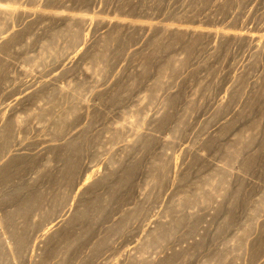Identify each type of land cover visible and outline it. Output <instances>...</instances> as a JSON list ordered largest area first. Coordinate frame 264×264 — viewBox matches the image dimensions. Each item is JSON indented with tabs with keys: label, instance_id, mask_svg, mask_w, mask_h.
<instances>
[{
	"label": "rangeland",
	"instance_id": "374dc122",
	"mask_svg": "<svg viewBox=\"0 0 264 264\" xmlns=\"http://www.w3.org/2000/svg\"><path fill=\"white\" fill-rule=\"evenodd\" d=\"M0 9V264H264V0Z\"/></svg>",
	"mask_w": 264,
	"mask_h": 264
},
{
	"label": "bare ground",
	"instance_id": "6f19581e",
	"mask_svg": "<svg viewBox=\"0 0 264 264\" xmlns=\"http://www.w3.org/2000/svg\"><path fill=\"white\" fill-rule=\"evenodd\" d=\"M8 6H9L8 11H11V13L14 12V7H13L12 5H10V4H9ZM0 10H1V9H0ZM20 10H22V9H20ZM11 13H10V14H11ZM2 16H3V15H2ZM10 16H11V15H10ZM9 22H10V21H9ZM1 23H2V22H1ZM73 25H74V24H73ZM11 26H12V25H11ZM68 28H69V27H68ZM78 28H79V27H78ZM78 28H77V29H78ZM70 29H71V28H70ZM177 29H178V28H177ZM68 30H69V29H68ZM78 30H79V29H78ZM109 30H110V29H109ZM109 30H108V31H109ZM111 30H112V29H111ZM75 31H76V29H75ZM81 32H82V31H81ZM176 32H177V31H176ZM178 32L181 33V30H180V31L178 30ZM193 32H197V31L195 30V31H193ZM11 33H12V32H11ZM78 33H79V32H78ZM82 33H83V32H82ZM82 33H81V34H82ZM244 33H245V32H244ZM75 34H76V33H75ZM194 34H195V33H194ZM244 35H245V34H244ZM9 36H10V35L8 34L7 37H9ZM73 36H74V35H73ZM78 36L80 37V34H79ZM81 36H82V35H81ZM83 36H84V35H83ZM233 36L238 38V37H240V36H243V33L235 32V33L233 34ZM247 36H249V35H247ZM4 37H5V36H4ZM79 37H78V38H79ZM48 38H49V37H48ZM81 38H83V37H80V39H81ZM84 38H85V36H84ZM84 38H83V39H84ZM3 39H5V38H2V40H3ZM6 39H7V38H6ZM72 39H73V38H72ZM74 39H76V38H74ZM44 40H45V39H44ZM193 40H194V39H193ZM0 41H1V40H0ZM51 41H52V40H51ZM82 41H83V40H82ZM3 42H5V41H3ZM72 42H73V41H72ZM50 44H51V43H50ZM77 44H78V43H77ZM167 44H168V43H167ZM69 45H70V44H69ZM51 46H52V45H51ZM70 46H72V45H70ZM85 46H86V45H85ZM257 46H258V45H257ZM91 47H93V46H91ZM46 48H47V51L49 50L48 53L51 52L50 48L48 49V45H47ZM189 48H190V47H189ZM257 48H258V47H257ZM261 48H262V47H261ZM83 49H85V48H83ZM96 49H97V48H96ZM43 50H44V49H43ZM59 50H60V49H59ZM63 50H64V49H63ZM91 50H92V49H91ZM93 50H94V49H93ZM97 50H98V49H97ZM61 51H62V50H61ZM65 51H66V50H65ZM42 53H43V52H42ZM42 53H41V54H42ZM46 53H47V52H46ZM54 53H57V52L54 51ZM98 53H99V52H98ZM51 54H53V53L51 52ZM43 55H45V51H44V54H43ZM54 55H55V54H54ZM57 55L60 56L59 53H58ZM63 57H64V56H63ZM72 57H73V56H72ZM74 57H76V56H74ZM73 59H74V58H73ZM42 62H43V61H42ZM46 63H47V62H46ZM70 63H71V62H70ZM72 63H73V61H72ZM65 65H66V64H65ZM0 67H1V66H0ZM33 82H34V81H33ZM43 83H44V82H43ZM43 83H42V85H43ZM47 89H48V88H47ZM33 94H34V93H33ZM67 97H68V96H67ZM73 99H74V98H73ZM167 99H168V98H167ZM62 103H63V102H62ZM73 103H74V102H73ZM63 104H64V103H63ZM222 104H223V103H222ZM220 105H221V104H220ZM73 107H74V106H73ZM71 108H72V107H71ZM74 109H75V107H74ZM67 110H69V109H67ZM58 113H59V112H58ZM4 117H5V116H4ZM154 117H155V116H154ZM6 118H7V117H6ZM57 118H58V117H57ZM62 118H63V117H62ZM62 118H60V119H62ZM3 121H4V120H3ZM62 121H64V120H61V122H62ZM135 123H136V122H135ZM139 123H140V122H139ZM16 125H17V124H16ZM2 128H3V127H2ZM5 131H6V130H5ZM1 132H2V131H1ZM9 133H10V132H9ZM11 133H12V132H11ZM144 134H145V133H144ZM4 135H5V134H4ZM6 139H7V138H6ZM9 140H10V137H9ZM66 140H67V139H66ZM72 140H73V139H72ZM134 141H135V140H134ZM77 142H78V141H77ZM136 143L138 144V142H136ZM143 143H144V142H143ZM143 143H142V144H143ZM5 144H6V143H5ZM67 144H68V143H67ZM143 145H144V144H143ZM1 147H2V146H1ZM5 148H6V147H5ZM3 149H4V148H3ZM6 149H7V148H6ZM4 150H5V149H4ZM5 151H6V150H5ZM65 159H66V158H65ZM0 168H1V167H0ZM70 169H71V168H70ZM61 171H62V170H61ZM154 171H155V170H154ZM89 172H90V171H89ZM95 174H96V173H95ZM88 177H89V176H88ZM91 177H92V176H91ZM97 178H99V177H97ZM217 181H218V180H217ZM88 182H89V181H88ZM218 182H219V181H218ZM83 184H84V183H83ZM83 184H82V185H83ZM85 184H87L86 181H85ZM90 188H91V187H90ZM83 189H84V188H83ZM82 191H83V190H82ZM216 195H217V194H216ZM222 195H223V194H222ZM36 196H37V194H36ZM42 196H43V195H42ZM79 196H80V195H79ZM82 196H83V195H82ZM28 197H29V196H28ZM38 197H40V196H38ZM31 198H32V197H31ZM45 198H46V197H45ZM44 200H45V199H44ZM32 201H33V200H32ZM83 202H84V201H83ZM25 203H26V202H25ZM21 204H22V202H21ZM29 204H30V203H29ZM29 204H27V205H29ZM34 204H35V203H34ZM83 205H84V204H83ZM33 207H34V206H33ZM92 207H93V206H92ZM75 208H77V207L75 206ZM75 208H73V209H75ZM81 208H82V207H81ZM83 208H84V207H83ZM26 209H27V208H26ZM70 211H71V210H70ZM80 211H81V210H80ZM85 211H87V210H85ZM22 212H23V211H22ZM78 212H79V211H78ZM80 215H81V214H80ZM59 216H60V215H59ZM59 216H58V217H59ZM83 216H84V215H83ZM133 216H134V215H133ZM46 217H47V216H46ZM58 217H56V218H58ZM71 217H72V216H71ZM129 217H130V216H129ZM129 217H127V218H129ZM51 218H52V217H51ZM61 219H62V220L58 219L57 221H54L55 223H54V222H53L54 224L52 223V224H53V225H51L52 227L49 226V227H50V228L48 227L49 230H46V231H47V232H50V233L52 232V230H53V232H54V229L58 231V226L60 227V226L62 225V223L65 221V220H64V217H63V218L61 217ZM71 219H72V218H71ZM2 220H3V218H2ZM2 220H0V221H2ZM49 220H50V219H49ZM68 220H69V219H68ZM46 221H47V219H46ZM70 221H71V220H70ZM121 221H122V220H121ZM166 221H167V220H166ZM8 222H9V221H8ZM127 222H128V221H127ZM71 223H72V222H71ZM119 223H121V222H119ZM124 223H125V222H124ZM60 224H61V225H60ZM155 224H156V223H155ZM3 225H4V224H3ZM122 225H123V224H122ZM17 226H18V225H17ZM116 226H117V225H116ZM116 226H115V227H116ZM154 226H155V225H154ZM156 226H157V225H156ZM158 226H159V224H158ZM160 226H161V225H160ZM3 227H4V226H3ZM53 227H54V228H53ZM56 227H57V229H56ZM1 228H2V227H1ZM46 228H47V227H46ZM154 228H155V227H154ZM156 228H157V227H156ZM156 228H155V229H152L151 232H152V233H153V232L155 233L156 231H154V230H156ZM8 229H9V228H8ZM118 229H119V228H118ZM5 230H6V229H5ZM59 230H60V229H59ZM1 231H2V230H1ZM59 232H60V231H59ZM148 232H149V231H148ZM54 233H55V232H54ZM152 233H151V234H152ZM1 234H2V233H1ZM16 234H17V233H16ZM48 234H49V233H48ZM51 234H53V233H51ZM151 234H148V235H149V236H153V235H155L156 233H155V234H152V235H151ZM148 235H146V236H148ZM5 236H6V235H5ZM149 236H148V237H149ZM15 237H16V236H15ZM15 237H14V238H15ZM45 237H46V236H45ZM52 237H53V236H52ZM153 237H154V236H153ZM61 238H62V237H61ZM151 238H152V237H151ZM151 238H150V239H151ZM160 238H161V236H160ZM1 239H3V238H1ZM9 239H11V238H9ZM146 239H147V238H146ZM15 240H16V239H15ZM19 242H20V241H19ZM55 242H56V241H55ZM152 242H153V241H152ZM10 243H11V242H10ZM15 243H16V242H15ZM15 243L13 242V244H15ZM53 243H54V242H53ZM95 243H96V242H95ZM49 244H50V243H49ZM61 245H62V244H61ZM0 246H1V245H0ZM20 246H21V245H20ZM97 246H98V245H97ZM148 246H149V244H148ZM3 248H4V247H3ZM66 248H67V247H66ZM8 249H9V248H8ZM68 249H69V248H68ZM59 250H60V249H59ZM0 251H1V250H0ZM10 251H11V250H10ZM16 251H17V248H16ZM8 252H9V251H8ZM67 252H68V251H67ZM6 253H7V252H6ZM67 254H68V253H67ZM169 256H170V255H169ZM65 258H66V257H65ZM164 258H165V257H164ZM6 259H7V258H6ZM152 259H153V258H152ZM7 260L9 261V259H7ZM10 261H11V260H10ZM166 261H168V260H166ZM6 263H7V262H6ZM55 263H56V262H55Z\"/></svg>",
	"mask_w": 264,
	"mask_h": 264
}]
</instances>
